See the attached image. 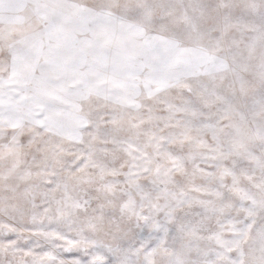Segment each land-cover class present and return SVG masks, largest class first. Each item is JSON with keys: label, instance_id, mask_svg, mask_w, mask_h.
I'll return each mask as SVG.
<instances>
[{"label": "snow or ice", "instance_id": "6c2138e0", "mask_svg": "<svg viewBox=\"0 0 264 264\" xmlns=\"http://www.w3.org/2000/svg\"><path fill=\"white\" fill-rule=\"evenodd\" d=\"M0 264H264V0H0Z\"/></svg>", "mask_w": 264, "mask_h": 264}]
</instances>
